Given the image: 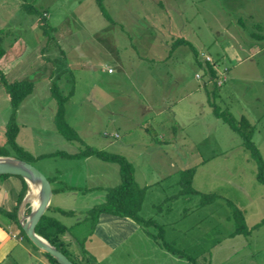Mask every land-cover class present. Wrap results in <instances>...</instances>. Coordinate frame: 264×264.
I'll list each match as a JSON object with an SVG mask.
<instances>
[{
	"label": "rangeland",
	"instance_id": "1",
	"mask_svg": "<svg viewBox=\"0 0 264 264\" xmlns=\"http://www.w3.org/2000/svg\"><path fill=\"white\" fill-rule=\"evenodd\" d=\"M22 2L41 10L45 19L25 10ZM102 3L110 19L94 0H0L1 46L9 52V59L0 61V70L7 82L21 78L32 82L14 117L19 130L14 139L22 152L8 148V153L29 157L44 176L55 167L57 173L77 172L70 180L75 186L53 191L50 204L80 206L92 199L91 194L116 183L117 165L93 155H37L55 149L72 151L84 144L123 152L137 181L163 176L148 185L139 214L154 218L164 239L170 238L201 264H264V184L255 177V160L239 136L214 116L208 98L204 106L198 102V96H209L234 120L243 116L264 162V0ZM175 37L188 40L195 55L187 44L169 47ZM200 52L209 54L216 72L225 67V79L214 96L206 92L210 83L203 81ZM107 68L112 72L107 73ZM52 80L63 93L71 89L64 117L80 141L61 137L52 126ZM144 96H164V102L190 96L177 104L171 118L164 112L162 125L173 128L171 144L159 137L161 131L167 132L159 125L150 123L145 132L139 129L145 118L140 109ZM189 99L196 102L195 110L181 106L192 103ZM10 112L0 83V145ZM124 126L131 132L122 134ZM113 131L118 137L108 135ZM126 135L134 140L132 147L119 145ZM95 160L104 165H95ZM184 168L192 169L190 185L195 192L180 191L178 170ZM95 182L101 187L93 191ZM206 193L214 195L203 197ZM233 206L241 211L247 234L232 233ZM55 216L66 224L75 218ZM146 229L157 232L151 224ZM13 263L10 258L3 261ZM27 264L41 263L30 259Z\"/></svg>",
	"mask_w": 264,
	"mask_h": 264
},
{
	"label": "trees",
	"instance_id": "2",
	"mask_svg": "<svg viewBox=\"0 0 264 264\" xmlns=\"http://www.w3.org/2000/svg\"><path fill=\"white\" fill-rule=\"evenodd\" d=\"M97 8L103 14L104 17L110 19L108 16L102 0H94ZM25 10L33 12L35 15H38L41 19H45L42 15V11L31 5L30 3L22 2L20 4ZM2 35L0 33V57L4 52L3 47L1 46ZM183 43L187 44L193 51L195 55V49L192 44L184 39L183 37H175L171 40L170 46ZM202 53V52H200ZM207 54L208 53H202ZM201 55L204 65L203 71L207 77V81L210 83V88L206 89L207 93H210L212 96L215 95V90L217 85L215 79L217 78L216 67L212 58L210 60H205L203 55ZM223 82V81H222ZM221 82V83H222ZM0 83L4 87L5 92L8 95L9 102L11 105V112L7 122H5L4 144L0 145V155H10L7 151L8 148L16 149L20 154L22 149L16 143L14 137L17 131V123L14 121L15 110L22 98L31 91L32 82L29 79L21 78L16 79L10 82L5 81L4 75L0 70ZM49 90L51 97L54 101V111L52 114V124L54 129L65 139L67 140H77L80 141V137L76 130L67 123L64 117V103L68 98V95L71 93L69 88L67 93L61 92L58 88L57 83L52 80L49 85ZM208 101L212 107L214 116L220 118L225 122L232 131H234L240 138V143L243 148L249 151V154L254 158L256 164L255 177L258 181L264 184V162L261 158L258 148L250 139L251 130L248 129V122L244 119L243 116L239 117V120H234L231 115L220 109L216 104L209 100ZM93 155L100 160L114 162L117 165V171L119 180L109 186L103 187L102 197L97 202L92 203L84 211H82V216L72 222L71 224H65L60 219H58L55 214L60 215H74V212L70 209H62L58 207L51 206L48 202L40 216L35 222L34 231L46 239L50 244L55 246L59 251H61L73 264H87L88 257L86 256V250L83 247V240L87 234H89L96 222L97 216L99 213H108L118 216H127L134 220L136 223L141 225L143 228H147L149 224L154 225L157 228V232L151 233L149 235L159 244L165 247L168 251L175 254H180L185 257L191 264H201L196 261V257L188 254L182 248H177L170 241H166L162 237V229L160 225L152 217H142L139 214L140 205L143 199L145 185H139L135 182L133 178V168L129 160L126 159L122 154L106 151L101 148L94 147L92 145L84 144L81 147L75 149L72 152L66 150L55 149L48 153H42L37 156H58V157H72L80 158ZM19 158L25 159L31 163L29 157H22L16 155ZM11 173H0V177H5ZM192 169L184 168L178 170V183L180 184V191L186 193L195 192V190L190 185ZM20 178L21 187L16 197V203H19L25 190L26 183L25 180L18 174H13ZM50 182V178L46 177ZM62 189L61 187H52L51 191ZM214 194H203V197H212ZM30 209L28 203H25L24 213H27ZM14 209L7 211L0 207V213L6 215L8 218L15 221L17 227L20 230L22 236L31 243V241L26 237L24 232L21 230L19 222L16 219ZM232 218L235 224V227L232 230V233L242 232L244 234L248 233V228L245 226L241 211L235 206L232 207ZM262 218L261 221H263ZM259 223V222H258ZM257 223V224H258ZM147 230V229H146ZM32 244V243H31ZM33 245V244H32ZM34 246V245H33ZM36 247V246H34ZM45 258L48 260L49 264H58L55 259L46 251H41ZM205 264H208L206 262Z\"/></svg>",
	"mask_w": 264,
	"mask_h": 264
},
{
	"label": "crops",
	"instance_id": "3",
	"mask_svg": "<svg viewBox=\"0 0 264 264\" xmlns=\"http://www.w3.org/2000/svg\"><path fill=\"white\" fill-rule=\"evenodd\" d=\"M7 54H9V52L4 51L0 57V61L8 60L9 57L7 56ZM10 58H12V54L10 55ZM106 72L111 73L112 70L110 72L107 70ZM203 81L206 85L209 84L205 74ZM153 97H155V100ZM164 98H165L164 96H144L140 109L145 118H143L140 121V123H138V127L139 129L142 128V131L145 132L147 125H150V123L152 124V126L155 127L159 125L160 128H164L167 131V132L161 131L159 137L163 136L164 139L166 140V143L171 144L170 137H171V130L173 128L166 125H162V123H165V119L163 118L164 112L168 113V117L171 118L172 114L174 115L176 114V110L178 107L177 104L181 100H184L185 98H190V96H179L177 97V99L167 100L166 102L163 101ZM198 98L200 99L198 102L200 103L201 106H204L205 102L207 103V96H198ZM188 101H192V103H187V104L185 103L181 106L184 109L189 108L190 110H195L196 106H194V104L196 102L193 101L192 99H189ZM65 103H64V116H65ZM166 110L170 112H167ZM15 112L16 113L18 112V106L16 107ZM186 115H188L187 117L191 116L189 114ZM18 131L19 130L16 131L17 135H18ZM120 132L122 134H125V133H130L131 131L128 126H124L120 130ZM108 135L118 137L117 131H113L112 133L109 132ZM121 140H122L120 142L121 144L119 143V145H122L124 147H132V142L134 140H131L130 136L126 135L125 140L123 139V137H121ZM64 141L65 140H61L60 143H63ZM148 142L150 143V139L148 141H145V144H147ZM72 151H68V152H72ZM118 153L122 154L124 157H126L127 160H129V157L125 153L123 152H118ZM87 157L88 156H85V158ZM64 158H72V157H64ZM100 163L101 162H99V160H95V165L97 166L104 165ZM56 170H57L56 167L52 168V171L51 173H49V176L46 175V177L50 178L49 183L51 188L52 187L62 188L55 190L54 192H59V191L64 192L66 190H70L69 188L75 186V184L71 183L70 180L78 176L77 172L69 173L67 170L62 169V172L57 173ZM99 170H100L99 168H96L95 172L97 173ZM133 178L137 184L146 186L139 209L140 212L142 206L145 204L144 196L148 189V185H150L151 182L156 183L157 180H160L161 178L155 179L154 181L150 180L151 182H148L144 179H142L141 181H137L135 177L134 169H133ZM118 180H119V176H117V181ZM20 187H21V181L20 178L17 177L16 175L9 174L5 177H0V207H2L7 211H10L14 209V207L16 206L15 216L17 221L19 220L21 213H24V206L25 203L27 202V201L24 202V195L27 190V184H26V190L20 202L16 203V197L18 195ZM98 187L101 186L97 185V183L95 182L90 188H93V191H95V188ZM52 192L53 191H51V194ZM51 194L48 201L49 204H50ZM91 196L92 199L88 201L89 203L88 202L82 203L80 204V206L79 204L62 206L58 203H54L50 205L62 209L72 210L74 212V215H70V216L75 217L73 218L72 221L74 222L75 220H77L82 216V211H84L92 203L97 202L98 200L101 199L102 193L97 195L91 194ZM95 196L98 197L96 201H95ZM72 222L68 224H71ZM20 235L21 238H18V236ZM149 236L150 235L148 229L146 230L141 225H139L138 223H136L134 220H132L127 216L99 213L91 232L87 234L83 240V247L86 250V256L88 257L87 264H102L101 262L105 263L106 260H109L110 264H191L185 257H183L180 254L171 253L165 247L159 245L153 238H150ZM162 237H164L163 234ZM172 243L174 244V242ZM114 250H117L118 252H116V255L112 256L113 255L112 252ZM41 251L42 250H40L37 247H34L30 242L25 241V238L20 233V230L17 227L14 220L0 213V264H3V261L8 258H10L14 262L13 264H27V262H29L30 259H38L41 264H49L48 260L45 258V256Z\"/></svg>",
	"mask_w": 264,
	"mask_h": 264
},
{
	"label": "water",
	"instance_id": "4",
	"mask_svg": "<svg viewBox=\"0 0 264 264\" xmlns=\"http://www.w3.org/2000/svg\"><path fill=\"white\" fill-rule=\"evenodd\" d=\"M0 173L20 175L25 180L27 188L30 184H37L38 202L34 208L30 206L27 213H21L18 220L20 228L34 246L49 253L58 264H73L65 254L34 231L35 222L48 204L51 194V186L46 176L29 161L13 155H0ZM27 190L24 202L27 201Z\"/></svg>",
	"mask_w": 264,
	"mask_h": 264
},
{
	"label": "bare ground",
	"instance_id": "5",
	"mask_svg": "<svg viewBox=\"0 0 264 264\" xmlns=\"http://www.w3.org/2000/svg\"><path fill=\"white\" fill-rule=\"evenodd\" d=\"M37 190V184H30L26 193L27 201L32 208H34L38 202Z\"/></svg>",
	"mask_w": 264,
	"mask_h": 264
},
{
	"label": "built area",
	"instance_id": "6",
	"mask_svg": "<svg viewBox=\"0 0 264 264\" xmlns=\"http://www.w3.org/2000/svg\"><path fill=\"white\" fill-rule=\"evenodd\" d=\"M202 54V53H201ZM203 55V58L205 60H210V56L207 55V54H202ZM224 71H225V67H223ZM107 70H109V68H107ZM224 71L222 70H218L217 72V78L215 79V83L217 85L221 84V82L225 79V76H224ZM13 235V234H12ZM18 238H21V235L18 236Z\"/></svg>",
	"mask_w": 264,
	"mask_h": 264
}]
</instances>
